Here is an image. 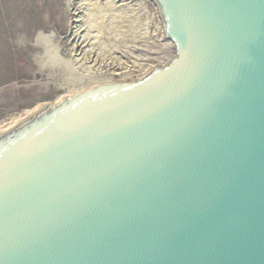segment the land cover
Listing matches in <instances>:
<instances>
[{
	"label": "water",
	"instance_id": "obj_1",
	"mask_svg": "<svg viewBox=\"0 0 264 264\" xmlns=\"http://www.w3.org/2000/svg\"><path fill=\"white\" fill-rule=\"evenodd\" d=\"M175 56L0 123V264H264V0H153Z\"/></svg>",
	"mask_w": 264,
	"mask_h": 264
},
{
	"label": "rangeland",
	"instance_id": "obj_2",
	"mask_svg": "<svg viewBox=\"0 0 264 264\" xmlns=\"http://www.w3.org/2000/svg\"><path fill=\"white\" fill-rule=\"evenodd\" d=\"M91 2L72 25L66 0H0V123L100 83L135 80L175 53L153 0Z\"/></svg>",
	"mask_w": 264,
	"mask_h": 264
},
{
	"label": "bare ground",
	"instance_id": "obj_3",
	"mask_svg": "<svg viewBox=\"0 0 264 264\" xmlns=\"http://www.w3.org/2000/svg\"><path fill=\"white\" fill-rule=\"evenodd\" d=\"M67 1V3H68V6H72V9H71V12H70V18H69V22H70V24H72L73 25V23L74 22H77V21H81L82 20V13L81 12H83V10L85 9H87L86 7L89 5V0H79L78 2H79V4L77 5V6H75V7H73V3L76 1V0H66ZM94 2H91L90 3V5L92 4H95V5H110V4H113L115 1H119L121 4H124L125 3V0H93ZM91 5V6H92ZM100 6V7H101ZM97 7V6H96ZM84 8V9H83ZM92 8V7H91ZM70 9V7H68V10ZM88 9H89V7H88ZM158 10V9H157ZM87 11V10H86ZM90 11V10H89ZM104 11V10H103ZM90 13V12H89ZM95 13V12H94ZM84 15V14H83ZM158 15H159V18H160V23H161V27H162V31H163V33L165 34V30H164V26H163V20H162V17H161V14L159 13V11H158ZM84 17V16H83ZM86 19V18H85ZM84 19V20H85ZM89 19V18H88ZM78 23V22H77ZM76 24V23H75ZM81 24H85V23H81ZM82 25V26H83ZM86 25H87V23H86ZM76 26V25H75ZM79 26H81V25H78V27ZM82 29V28H81ZM71 31H73V30H71ZM79 31H80V29H79ZM87 32V31H86ZM76 33H78V31L76 32ZM44 36H42V33H38V35L36 36V40L37 41H44V40H46V37H45V34H43ZM49 35V34H48ZM73 35H75V34H73ZM50 36V35H49ZM167 38V42L169 43V45L171 46V47H174L173 46V43L171 42V40L168 38V37H166ZM36 40H35V42H36ZM47 41V40H46ZM46 41H45V43H46ZM42 45H43V43H42ZM45 46V45H44ZM77 47V46H76ZM72 48V47H71ZM45 50V49H44ZM73 50V49H72ZM74 50H75V48H74ZM73 50V51H74ZM174 50V49H173ZM72 51V52H73ZM175 56V53H173L172 54V56L170 57V60L173 58ZM67 61V60H66ZM59 62V64H60V60L59 61H57V63ZM63 62H65V60H63ZM56 63V64H57ZM66 63H69V62H66ZM148 71V70H147ZM60 99V98H59ZM31 111H29V112H27L26 114H28V113H30Z\"/></svg>",
	"mask_w": 264,
	"mask_h": 264
}]
</instances>
